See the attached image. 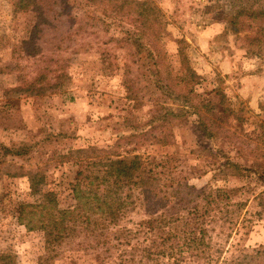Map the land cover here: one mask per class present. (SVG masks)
Instances as JSON below:
<instances>
[{
  "label": "rangeland",
  "instance_id": "obj_1",
  "mask_svg": "<svg viewBox=\"0 0 264 264\" xmlns=\"http://www.w3.org/2000/svg\"><path fill=\"white\" fill-rule=\"evenodd\" d=\"M151 1L167 23L159 44L160 79L170 76L181 96L166 105L177 109L183 95L210 100L213 139L196 131L195 116L165 117L149 103L155 91L145 88L148 80L141 75H148L146 68L133 66L130 49L112 43L106 52L110 57L101 61L100 43L123 36L119 27L108 30L99 20L71 23L65 15L51 26L41 24L43 32L33 42L43 54L60 46L56 53L67 81L43 97L28 95L23 90L36 85L38 65L23 54V47L14 57L11 48L18 50L39 20L34 13L13 14L11 0H0V145L26 150L29 163L12 157L6 161L41 167L63 208L72 204L67 184L77 169L62 158L69 150L108 148L123 156L138 155L156 169L159 187L170 200L180 201L170 205L172 213L186 214L205 196L211 201L212 218L207 221L212 222L211 246L218 253H207L210 264L245 262L264 248V24L238 23L244 32L234 34L227 22L236 5L231 0ZM128 24L124 21L121 29L130 30ZM253 38L262 44H251ZM181 40L193 79L181 76L178 68ZM125 63L132 65L126 77ZM125 79L140 81L136 88L144 97L142 105L127 99ZM226 162L236 168L226 167ZM186 186L200 195H191ZM34 201L25 179L2 177L0 264H96L73 250H63L49 263L41 260L46 254L43 234L27 232L12 213L17 203ZM146 216L145 207H138L128 216V226ZM106 264L118 263L112 259Z\"/></svg>",
  "mask_w": 264,
  "mask_h": 264
},
{
  "label": "trees",
  "instance_id": "obj_2",
  "mask_svg": "<svg viewBox=\"0 0 264 264\" xmlns=\"http://www.w3.org/2000/svg\"><path fill=\"white\" fill-rule=\"evenodd\" d=\"M236 5L228 15V23L234 34L244 32L238 23L264 24V1L231 0ZM13 14L34 13L38 25H34L22 41L20 47L11 48V55L20 54L21 47L27 58L38 65L36 85L23 91L34 97H43L48 93L64 88L67 77L56 51L40 53L37 44L41 24L49 23L66 15L71 23H82L99 20L109 30L113 25L119 27L121 39L110 37L100 43L101 61L108 60L107 47L112 43L120 48L130 49L133 66L145 69L148 80L145 88L152 87L155 99H149L155 108L163 110L165 117L183 119L186 116L196 117V131L203 138L213 139V111L208 99L188 98L183 95V103L177 109L167 106L166 102L178 101L174 81L160 79V61L163 53L159 46L165 23L162 11L151 0H11ZM52 6V7H51ZM56 8V9H55ZM76 11L71 14L70 11ZM124 21L130 24V30L120 27ZM81 27H77L80 31ZM249 30L245 31L248 32ZM2 38V37H1ZM257 46L262 44L260 38H253ZM184 40L178 42V68L186 79L195 78L184 54ZM104 47V49H103ZM89 48V47H88ZM88 50V49H86ZM132 50V51H131ZM80 51V50H79ZM75 50L74 53L79 52ZM129 63L123 64L124 77L131 69ZM139 80L125 79L124 87L127 99L136 106L143 104L144 97H139L136 87ZM153 93V92H152ZM169 125V124H168ZM168 144L166 141H161ZM27 151H15L0 145V180L22 178L26 180L28 195L35 199L33 203H17L12 213L16 223L27 232L38 231L43 234L46 254L41 259L49 263L63 250H73L91 257L96 264H106L116 259L118 264H210L212 259L207 253L215 250L211 246L212 203L207 196L202 203H196L187 213H172L176 198L170 200L168 192L159 187L158 172L148 167L138 155H120L110 149L69 150L62 158L72 161L77 169L74 179L67 184L72 204L63 208L60 205L56 187H48L46 172L41 167L19 165L14 161L7 162L9 157L23 160ZM226 167H235L225 163ZM191 195H200L193 187L185 188ZM222 196L226 193L221 191ZM203 194V193H202ZM195 196V197H196ZM178 198V197H177ZM138 207L144 208L147 216L128 226V216ZM218 253V250H215ZM264 248L244 261L235 264H264Z\"/></svg>",
  "mask_w": 264,
  "mask_h": 264
}]
</instances>
